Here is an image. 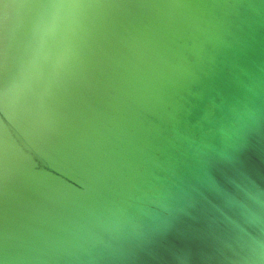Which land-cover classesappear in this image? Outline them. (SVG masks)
I'll use <instances>...</instances> for the list:
<instances>
[{
    "label": "water",
    "instance_id": "obj_1",
    "mask_svg": "<svg viewBox=\"0 0 264 264\" xmlns=\"http://www.w3.org/2000/svg\"><path fill=\"white\" fill-rule=\"evenodd\" d=\"M0 264H264V0H0Z\"/></svg>",
    "mask_w": 264,
    "mask_h": 264
}]
</instances>
